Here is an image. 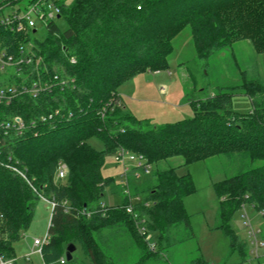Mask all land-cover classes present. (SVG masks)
<instances>
[{
  "label": "trees",
  "instance_id": "1",
  "mask_svg": "<svg viewBox=\"0 0 264 264\" xmlns=\"http://www.w3.org/2000/svg\"><path fill=\"white\" fill-rule=\"evenodd\" d=\"M14 1L0 0V19L20 15L19 9L2 14ZM38 1L28 0L23 11ZM52 1L66 23L63 32L54 19L43 24L42 38L31 28L17 31L0 23V48L30 60L0 71L6 100L0 102V255L15 259L11 245L27 229L38 199L54 203L48 241L39 251L42 264H77L78 248L82 264H122L111 250L117 243L105 245L104 229L128 235L139 251L134 264H143L170 227H189L182 200L194 189L177 168L152 171L153 182L148 176L132 186L134 195H146L134 199L133 214L125 212V198L114 207L100 203L103 189L114 184L101 174L104 159L120 148L153 166L174 157L184 166L218 155L235 159L236 174L213 185L216 229L229 236L233 249V212L249 206L264 218V81L240 70L237 82L201 100L187 99L191 118L151 128L124 108L118 89L138 74L165 71L172 39L186 26L198 60L238 41L264 54V0ZM235 95L249 98L248 112H233ZM91 138L102 150L89 145ZM257 160L263 164L242 170ZM60 164L66 167L62 180L55 177ZM135 223L158 236L153 251ZM69 244L75 247L70 261Z\"/></svg>",
  "mask_w": 264,
  "mask_h": 264
},
{
  "label": "rangeland",
  "instance_id": "2",
  "mask_svg": "<svg viewBox=\"0 0 264 264\" xmlns=\"http://www.w3.org/2000/svg\"><path fill=\"white\" fill-rule=\"evenodd\" d=\"M17 1L15 0L12 6L5 7L2 14L6 16L16 9H19L20 15L25 13L23 8L28 0ZM45 12L56 16L49 8H45ZM29 16L35 24L32 28L35 36L42 38L45 33L43 24L34 13ZM54 22L60 32L65 31L66 23L62 18H54ZM240 70L245 71L250 78L264 81V54L256 53L249 42L238 41L221 52L213 53L206 60H198L195 56L190 28L186 26L172 39L167 69L136 75L119 87L118 94L127 111L138 119L151 121L150 128L161 124H173L191 118L193 107L187 99L199 100L211 95L217 87L237 82ZM231 109L236 114H244L251 109V102L246 96L235 95L231 98ZM142 123L146 124L144 121ZM89 145L95 150H102V144L96 138H91ZM262 164L261 160L253 161L242 170ZM151 168L149 176L154 175L151 174L152 171L155 173L167 168H177L179 175L187 174L190 177L194 190L182 200L189 227L182 223L170 227L162 236L161 247H158L155 255L143 264H264V218L260 212L249 206H243L233 212L228 221L235 236L233 249L229 236L216 229L218 202L213 185L236 174L239 164L235 159L218 155L184 166L180 158L174 157L151 165ZM120 170V166L113 162L112 156L105 157L101 174L115 181V184L102 191L103 197L100 203L106 206L121 205L124 198L127 199L125 203L128 202V198H131L132 202L134 199L142 201L141 197L144 193L140 194L142 196L134 195L132 188L141 186L147 179L137 182L132 178L129 181L128 177L124 189L123 184L119 183ZM151 176L149 180L153 182ZM116 184L121 188L115 186ZM125 190L131 197L127 198ZM143 205L147 208L149 204ZM32 211L27 229L11 245L16 259L15 264H42L39 255L30 252L33 239H43L46 236L50 204L38 199ZM246 219L256 234L258 247L255 253L244 225ZM109 231L107 229L103 231L104 243L109 247L117 243V247L111 250L115 249L116 256H119L118 262L122 264L137 262L139 251L129 236H120L122 234L118 231H115L116 233L113 231L111 234ZM114 235L119 237L118 241L111 240L115 238ZM151 240L149 239L150 242ZM259 243L262 245L260 246ZM75 256L78 259L77 264H82L84 260L79 248Z\"/></svg>",
  "mask_w": 264,
  "mask_h": 264
},
{
  "label": "built area",
  "instance_id": "3",
  "mask_svg": "<svg viewBox=\"0 0 264 264\" xmlns=\"http://www.w3.org/2000/svg\"><path fill=\"white\" fill-rule=\"evenodd\" d=\"M49 1L50 5H49ZM41 7V8H40ZM49 8L53 11V13L57 16L59 13V9L57 6L54 5L52 0H39L37 3L29 6L28 10L21 14V15H11L7 16L5 18L0 19V23L5 26H11V28L16 29L17 31H20L22 29L26 28H34L35 24L34 22L30 19V14L34 13L36 16H38L40 22L42 24L45 23L47 19L52 20L56 18L52 13H46L45 8ZM42 13V14H41ZM23 21L27 24L24 25ZM22 53V52H21ZM30 60L29 58H25V56L21 55L18 57L13 56L12 54H7V52L3 49L0 48V71H5L7 69H17L20 67L22 64H29ZM13 92V91H12ZM3 95L0 92V102L2 101ZM2 98V99H1ZM3 101H6L3 99ZM8 101V98H7ZM7 104V102H5ZM15 121H20L18 118L14 119ZM113 162L117 165L120 166L121 172L119 178H121V184H123L124 189L125 185L127 186L126 179L128 177L132 178L133 180L137 181L140 180L143 177H148L152 168L151 165L143 158L141 155H135L130 152H127L126 150L120 148L114 153L112 156ZM66 174V167L64 164L58 165L57 171H56V179L62 180L64 179ZM126 192V190H125ZM127 198L130 197L128 195V192H126ZM131 198H128V203L124 205V210L127 214H133L134 211V206ZM50 204V210L53 209L54 203H49ZM101 209H104L105 206L104 204L100 205ZM136 218V215H134ZM136 226L138 227L139 232L145 236L146 241L149 240L150 236L149 234L145 233V229L141 227L138 223H135ZM245 227L247 228L248 236L251 240V244L254 246V253L255 249L258 247L257 241H256V234L252 230L249 221L246 219L244 222ZM48 241V235L43 239H33L32 241V248L30 253H37L39 255L40 248L43 244L47 243ZM149 250L153 251L154 250V244L150 243L148 244ZM261 246L262 244L259 243ZM28 256H26V260ZM16 259L14 258H5L0 255V264H15ZM63 263V260H60V264Z\"/></svg>",
  "mask_w": 264,
  "mask_h": 264
},
{
  "label": "crops",
  "instance_id": "4",
  "mask_svg": "<svg viewBox=\"0 0 264 264\" xmlns=\"http://www.w3.org/2000/svg\"><path fill=\"white\" fill-rule=\"evenodd\" d=\"M72 0H65V2H66V4H69L70 2H71ZM57 19V18H56ZM156 73V72H155ZM121 102H122V100H121ZM124 106V105H123ZM124 108H125V106H124ZM131 113V112H130ZM133 115V114H132ZM134 116V115H133ZM138 119V118H137ZM139 120H143V119H139ZM144 120H148V119H144ZM149 122H151V121H149ZM121 172V170L119 171V173ZM104 177V176H103ZM118 178H119V176H118ZM147 177H143V178H141L139 181H142V180H144V179H146ZM129 181H130V177H129ZM135 181V180H134ZM137 182H138V180H137ZM119 183H120V181H119ZM114 184H115V181H114ZM115 186H118V187H120L118 184H116ZM121 188V187H120ZM127 204V203H126ZM125 204V205H126ZM48 225V224H47ZM47 231V230H46ZM149 236H150V240L152 241V243H156V240H157V238H158V236L155 234V233H149ZM158 248V247H157ZM73 257V256H72Z\"/></svg>",
  "mask_w": 264,
  "mask_h": 264
},
{
  "label": "water",
  "instance_id": "5",
  "mask_svg": "<svg viewBox=\"0 0 264 264\" xmlns=\"http://www.w3.org/2000/svg\"><path fill=\"white\" fill-rule=\"evenodd\" d=\"M56 18L58 19L59 16H56ZM74 251H75L74 245L69 244V245L66 246V248H65V258H66V260L70 261L72 259V254H73Z\"/></svg>",
  "mask_w": 264,
  "mask_h": 264
}]
</instances>
